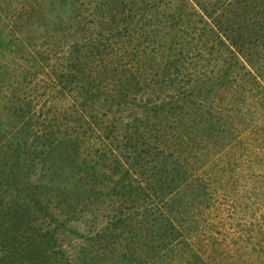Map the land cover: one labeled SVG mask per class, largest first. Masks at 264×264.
Here are the masks:
<instances>
[{"label":"trees","instance_id":"trees-1","mask_svg":"<svg viewBox=\"0 0 264 264\" xmlns=\"http://www.w3.org/2000/svg\"><path fill=\"white\" fill-rule=\"evenodd\" d=\"M68 2L61 105L0 95V264H264V0Z\"/></svg>","mask_w":264,"mask_h":264},{"label":"rangeland","instance_id":"rangeland-1","mask_svg":"<svg viewBox=\"0 0 264 264\" xmlns=\"http://www.w3.org/2000/svg\"><path fill=\"white\" fill-rule=\"evenodd\" d=\"M33 1L0 0V95L21 97L19 91L34 105L59 107L56 82L72 54L71 6L68 0H39L40 12L31 9ZM259 186L264 188V181L251 182L248 189ZM255 210L264 211V200Z\"/></svg>","mask_w":264,"mask_h":264}]
</instances>
